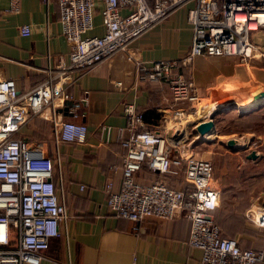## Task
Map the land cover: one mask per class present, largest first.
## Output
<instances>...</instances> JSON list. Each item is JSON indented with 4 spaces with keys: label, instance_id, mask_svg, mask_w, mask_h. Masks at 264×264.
Instances as JSON below:
<instances>
[{
    "label": "crops",
    "instance_id": "0c3cea01",
    "mask_svg": "<svg viewBox=\"0 0 264 264\" xmlns=\"http://www.w3.org/2000/svg\"><path fill=\"white\" fill-rule=\"evenodd\" d=\"M6 7L7 0H0V79L12 80L22 93L40 83L48 75L47 68L49 73L54 72L56 59L65 57L67 45L60 35L54 3L46 8L39 0H19L17 13L7 12ZM93 21L98 24L97 14ZM23 24L30 30L25 37L18 33ZM100 33L98 27L89 32ZM190 38L183 7L134 40L125 51L101 61L89 72L62 75L64 83L60 81L56 86L66 84L71 99L59 111L63 119L85 125L82 143L59 142L55 147L45 110L22 128L23 136L50 143L53 179L56 186L60 183L57 195L66 213L64 223L58 227L59 236L49 239L38 264L198 263L200 251L186 244L188 223L178 213L171 219L146 217L133 230L129 220L113 216L105 205L106 196L117 191L121 179L119 141L128 135L123 103H132L142 114L145 128L162 130L166 142L176 146L173 151L187 152L188 134L196 136L192 132L194 125L207 119L218 105L233 99L247 102L264 92V54L245 61L229 56L193 57L187 70L197 89V103L208 104L195 113L197 103L193 108L184 102L172 103L165 83L136 82V62L179 58L188 51ZM258 47L260 54L264 47ZM253 109V114L242 117V123L246 122L244 118L254 116L264 121V102ZM214 116L213 130L203 136L221 138ZM263 124L255 131L242 129L241 145L237 143L240 138H230L234 140L230 150L235 149L231 154H239L226 159V165L220 168L212 165L210 181L219 193V203L211 217L222 236L235 239L241 248L260 251L264 250V228L255 226L250 217L264 210ZM100 125L110 127L108 140L99 132ZM226 140L217 142L225 145ZM231 158L234 160L229 161ZM156 177L174 188L182 182L179 174L158 177L138 171L135 175L143 183ZM236 195L242 203L235 202Z\"/></svg>",
    "mask_w": 264,
    "mask_h": 264
},
{
    "label": "built area",
    "instance_id": "2783aa9c",
    "mask_svg": "<svg viewBox=\"0 0 264 264\" xmlns=\"http://www.w3.org/2000/svg\"><path fill=\"white\" fill-rule=\"evenodd\" d=\"M19 0H7L6 11L18 12ZM46 8L54 3L60 35L67 45L65 57L56 59L54 72L37 85L19 93L10 79H0V264H38L40 254L66 219L63 200L57 195L54 161L46 141L17 137L35 116L50 124L51 141L82 143L86 127L63 119L60 109L71 99L63 82L67 73H86L101 61L125 51L150 28L176 10L186 7L191 31L188 51L179 58L135 63L137 83H165L172 103L192 106L197 89L187 67L193 57L229 56L245 61L259 50L256 42L264 32V0H39ZM97 14L98 24L93 18ZM95 27L100 34H89ZM27 24L19 35H29ZM256 37V38H255ZM258 54V53H257ZM261 51L258 56L263 55ZM186 73L182 74L181 70ZM119 83L116 82V85ZM126 138L122 148L121 179L117 191L106 196L105 205L113 216L129 220L132 229L146 217L171 219L178 213L188 223L186 244L199 249L197 264H257L263 252L240 248L233 238L220 236L211 212L219 193L211 185L212 163L189 151L172 150L160 129H147L142 114L132 103L122 104ZM110 127L100 125L108 140ZM58 169V161L55 159ZM144 167L151 174L166 177L179 174L185 190L166 184L163 178L139 182L135 175ZM81 188V186H79ZM264 228V210L250 217Z\"/></svg>",
    "mask_w": 264,
    "mask_h": 264
},
{
    "label": "rangeland",
    "instance_id": "374dc122",
    "mask_svg": "<svg viewBox=\"0 0 264 264\" xmlns=\"http://www.w3.org/2000/svg\"><path fill=\"white\" fill-rule=\"evenodd\" d=\"M256 37L259 40L258 42H256L257 44L256 46L260 45L264 47V34H259V36H256ZM257 52L258 50L254 51L253 57H255V59L260 58ZM205 105H208V104H205ZM205 105L204 104L200 105V102L197 103L196 104L197 111L199 108L205 107ZM244 113H247V112L238 111L235 108L223 109L220 113L216 114L217 117L215 118V120H217V126H218L217 134L218 135L220 134L223 137L218 138L216 136H198L197 133H195L196 136L190 137V135L188 134L187 136L188 141H186V147L188 148V151L191 152V154H193L194 156L199 157L201 159H209L212 165L215 167L220 168L221 166L226 165L225 160L228 159L229 157H235L234 155H238L239 151L238 152L236 151L237 154H234V155L231 153H233L235 149L234 150L227 149L226 152H224L223 150L225 148L224 142L219 143L217 141H224L225 138L227 139H230V138L239 139L240 138L237 143L238 145L239 144L241 145L242 144V129L246 128L247 130H253V131L259 130L261 128V125L264 123V121L261 122L260 116H257L256 118L255 116L253 118H250V117L244 118L246 119L245 120L246 122L242 123V114ZM249 113H252V112H249ZM17 137H25V136H23L20 131ZM200 137H203V138H200ZM25 138L31 141H41V140L46 141L48 147L50 148V143L46 139L34 138V137H30V138L25 137ZM50 140H51V136H50ZM233 160H234L233 158L229 159V161H233ZM235 202L242 203V199L238 200L237 195H236Z\"/></svg>",
    "mask_w": 264,
    "mask_h": 264
},
{
    "label": "water",
    "instance_id": "95a60500",
    "mask_svg": "<svg viewBox=\"0 0 264 264\" xmlns=\"http://www.w3.org/2000/svg\"><path fill=\"white\" fill-rule=\"evenodd\" d=\"M263 102H264V92L258 93L257 95H255L245 103H239L235 100L224 102L220 106H218L217 109H215L207 119L197 122L194 125L192 132L197 133L200 136L210 133L213 130V120H212L213 116L221 112L223 109L235 108L238 111L248 112L249 110H251L252 108L258 106L260 103ZM233 143H234L233 139H228L225 141V147L228 149H232Z\"/></svg>",
    "mask_w": 264,
    "mask_h": 264
},
{
    "label": "trees",
    "instance_id": "16d2710c",
    "mask_svg": "<svg viewBox=\"0 0 264 264\" xmlns=\"http://www.w3.org/2000/svg\"><path fill=\"white\" fill-rule=\"evenodd\" d=\"M255 111V109H251V110H249L247 113H244V114H242V117H244V116H247V115H250L251 113H249V112H254ZM220 113V112H219ZM218 114V113H217ZM18 136V135H17ZM140 171H145L146 173H150L147 169H145L144 167H142L141 169H140ZM187 187V184H185V183H182L181 182V184H180V186H179V188L180 189H182V190H185V188ZM215 210V209H214ZM213 210V211H214ZM212 220H213V222H214V219L212 218ZM215 223V222H214ZM216 224V223H215ZM220 231V230H219ZM220 236H222V234L220 233ZM222 237H224V236H222ZM229 238H231V237H229ZM237 242V241H236ZM237 245H238V243H237ZM239 246V245H238ZM241 248V247H240ZM242 249H244V248H242ZM253 250H255V249H253ZM263 252V256H262V259H261V261H259L257 264H259L260 262H263L264 261V250L262 251Z\"/></svg>",
    "mask_w": 264,
    "mask_h": 264
},
{
    "label": "bare ground",
    "instance_id": "6f19581e",
    "mask_svg": "<svg viewBox=\"0 0 264 264\" xmlns=\"http://www.w3.org/2000/svg\"><path fill=\"white\" fill-rule=\"evenodd\" d=\"M260 91V90H259ZM255 94V93H254ZM234 100V99H233ZM245 101H243V103H244ZM197 111V108H196V110L194 111V112H196Z\"/></svg>",
    "mask_w": 264,
    "mask_h": 264
}]
</instances>
